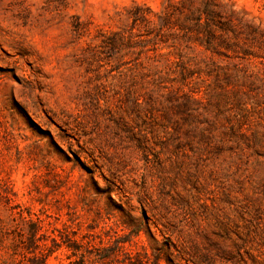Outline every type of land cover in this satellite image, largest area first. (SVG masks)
Masks as SVG:
<instances>
[{
    "label": "rangeland",
    "instance_id": "obj_1",
    "mask_svg": "<svg viewBox=\"0 0 264 264\" xmlns=\"http://www.w3.org/2000/svg\"><path fill=\"white\" fill-rule=\"evenodd\" d=\"M24 247L264 264V0H0V264Z\"/></svg>",
    "mask_w": 264,
    "mask_h": 264
},
{
    "label": "trees",
    "instance_id": "obj_2",
    "mask_svg": "<svg viewBox=\"0 0 264 264\" xmlns=\"http://www.w3.org/2000/svg\"><path fill=\"white\" fill-rule=\"evenodd\" d=\"M37 235H38V230L36 228H33L32 232H31V234H30V236L28 238L27 245L33 247L34 250L35 249H38V250L40 249V245L37 244V241H38V236ZM24 251L25 252L20 254L22 260H18L17 263H22L23 259H27V255L32 253L33 256L31 257V259H29L30 264H45V257H44L45 255L44 254L40 253V255L37 256L35 254V252H33V250H30V249H28L26 247H24Z\"/></svg>",
    "mask_w": 264,
    "mask_h": 264
}]
</instances>
